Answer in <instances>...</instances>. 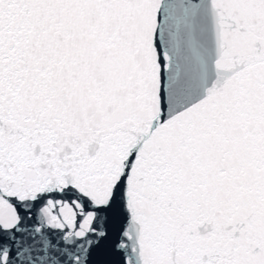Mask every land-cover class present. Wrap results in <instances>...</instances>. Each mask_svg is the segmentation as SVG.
Listing matches in <instances>:
<instances>
[{"label": "snow or ice", "instance_id": "6c2138e0", "mask_svg": "<svg viewBox=\"0 0 264 264\" xmlns=\"http://www.w3.org/2000/svg\"><path fill=\"white\" fill-rule=\"evenodd\" d=\"M0 264H264V0H0Z\"/></svg>", "mask_w": 264, "mask_h": 264}]
</instances>
